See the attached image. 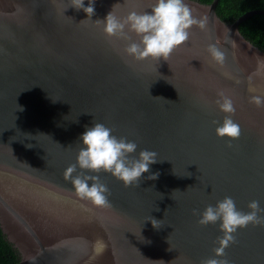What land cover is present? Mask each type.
Here are the masks:
<instances>
[{"label":"water","instance_id":"95a60500","mask_svg":"<svg viewBox=\"0 0 264 264\" xmlns=\"http://www.w3.org/2000/svg\"><path fill=\"white\" fill-rule=\"evenodd\" d=\"M152 2L98 0L93 21ZM185 3L206 30L193 26L168 61L137 62L71 0H0V228L17 264H202L221 233L201 227L194 209L225 196L245 212L252 200L264 208V107L249 102L250 83L264 93V51L240 31L264 10L227 23L220 0ZM210 44L225 53L223 66L212 62ZM220 90L232 95L242 127L231 146L215 132L225 115L216 106ZM94 121L135 140L137 156L158 153L139 187L100 174L107 208L79 199L65 179ZM235 239L230 264H264V226L249 225Z\"/></svg>","mask_w":264,"mask_h":264},{"label":"clouds","instance_id":"9594fccd","mask_svg":"<svg viewBox=\"0 0 264 264\" xmlns=\"http://www.w3.org/2000/svg\"><path fill=\"white\" fill-rule=\"evenodd\" d=\"M97 2L98 0H71V8L83 11L87 16L85 20L93 21ZM93 22L102 28L104 35L110 40L124 41V55L137 62L149 59L168 61L178 48L189 42L193 26L198 25L201 30H206L207 23L206 20H198L193 16L185 0H153L149 10H134L123 18L117 16L112 9L106 17ZM130 34H134L137 39L133 40ZM207 51L214 64L223 66L226 57L219 47L210 44ZM249 91L252 93L249 102L258 108L264 107V93L258 92L251 83ZM217 97L216 106L225 115L222 122H214L215 132L231 146V142L242 135L241 125L233 119L236 103L232 95L224 90L218 91ZM78 142L81 147L76 163L65 170V179L71 182L79 199L88 201L97 208L110 206L109 189L101 181V173L110 174L125 187H139L142 178L158 160V153L147 148L139 150L137 156L139 145L135 140L114 135L110 127L100 122L94 121L92 126L86 127ZM158 175L154 173L148 178L155 180ZM248 209L247 212L240 210L231 196H225L203 211L193 210L201 227L218 225L221 233L217 238L218 246L214 249V256L204 260L202 264H230L226 258V250L236 242V234L249 225L264 226V208H261L260 201H250ZM146 221H151L154 228H160V221L152 216ZM104 247L102 240L96 242L97 252L103 251Z\"/></svg>","mask_w":264,"mask_h":264},{"label":"trees","instance_id":"16d2710c","mask_svg":"<svg viewBox=\"0 0 264 264\" xmlns=\"http://www.w3.org/2000/svg\"><path fill=\"white\" fill-rule=\"evenodd\" d=\"M196 1L211 4L213 0ZM252 10H264V0H220L217 13L223 21L233 23ZM240 31L247 40L264 51V15L247 19L240 26ZM19 260V254L0 228V264H17Z\"/></svg>","mask_w":264,"mask_h":264}]
</instances>
